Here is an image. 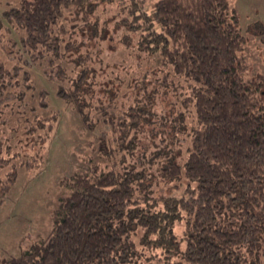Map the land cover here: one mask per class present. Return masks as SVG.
Returning a JSON list of instances; mask_svg holds the SVG:
<instances>
[{
  "label": "trees",
  "instance_id": "obj_1",
  "mask_svg": "<svg viewBox=\"0 0 264 264\" xmlns=\"http://www.w3.org/2000/svg\"><path fill=\"white\" fill-rule=\"evenodd\" d=\"M111 4L124 16L110 27L100 10ZM120 21L124 47L157 63L153 77L130 80L127 104L123 81L104 79L96 68L102 42ZM5 23L20 31L17 41L5 36L11 33ZM245 42L228 0H154L149 7L143 0H18L7 6L0 43L17 61L0 59L1 124L7 110L25 116L24 97L34 86L25 66L39 63L48 79L66 82L57 95L84 127L108 128L99 137L104 160L88 158L61 179L67 192L48 233L1 263L137 264L145 256L146 264L175 257L186 264H264V81L245 75ZM53 116H25L20 140L37 146ZM9 138L0 132V203L19 167L44 161L39 151L13 150ZM181 221L179 238L175 223Z\"/></svg>",
  "mask_w": 264,
  "mask_h": 264
},
{
  "label": "rangeland",
  "instance_id": "obj_2",
  "mask_svg": "<svg viewBox=\"0 0 264 264\" xmlns=\"http://www.w3.org/2000/svg\"><path fill=\"white\" fill-rule=\"evenodd\" d=\"M18 0H0V16L3 10ZM144 6L149 7L154 0H143ZM230 8L237 14L242 33L246 37L242 55L247 68V78L256 77L264 81V0H228ZM116 4H111L100 10V18L107 19L111 27L115 19L123 18V11ZM11 30L6 37L16 39L20 31L14 26L5 23ZM111 33V37L102 42L104 50L101 54V61L96 64L97 70L103 72L104 79L113 78L116 82L121 79L123 85L121 95H125V103L131 101L130 86L128 83L133 77L146 75L153 77V69L157 63L147 60L143 55H135L131 49H126L120 41L124 28L117 25ZM4 30V29H2ZM18 46V45H17ZM14 47V49L17 48ZM0 59L8 65L17 61L15 52L7 53L5 47L0 43ZM34 83L32 89L26 91L24 97L25 116L33 119L34 113L46 117L55 112L51 120L50 130L37 146H31L24 139V115L7 110L3 118L6 124L0 122V132L3 136H9L13 150L33 154L39 151L44 158L38 168L19 167L17 178L10 188L7 196L0 203V264L1 259L18 255L33 239L44 237L49 229L52 220V212L59 202V198L67 192L62 184V178L70 176L77 168L88 165L90 161H103L98 152L99 137L102 130L108 126L96 127L89 130L83 126L78 112L71 104L64 101L57 95L59 86H66V82H59L57 79L50 80L43 73V66L39 63H31L25 66ZM154 73V74H153ZM260 101L264 104V85L261 91ZM46 106H42L45 104ZM33 108V109H32ZM21 110V108H19ZM54 115V114H52ZM51 115V116H52ZM19 120V122H18ZM191 118H188L190 122ZM48 122V120L46 121ZM14 127V129H11ZM158 187H163V192H168V185L162 182ZM185 188V183L179 189V193ZM184 223H175V232L180 238L182 236ZM141 250L144 248L140 246ZM146 256L151 252L144 249ZM145 256L139 258L137 264H146ZM151 264H162L156 260H150ZM170 264H186L180 257H175Z\"/></svg>",
  "mask_w": 264,
  "mask_h": 264
}]
</instances>
